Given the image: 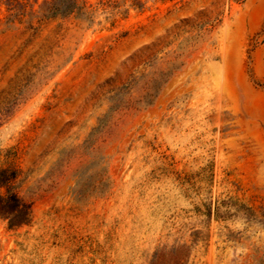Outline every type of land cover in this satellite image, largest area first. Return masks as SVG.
<instances>
[{
	"label": "rangeland",
	"instance_id": "rangeland-1",
	"mask_svg": "<svg viewBox=\"0 0 264 264\" xmlns=\"http://www.w3.org/2000/svg\"><path fill=\"white\" fill-rule=\"evenodd\" d=\"M80 2L0 5V264H264V0Z\"/></svg>",
	"mask_w": 264,
	"mask_h": 264
},
{
	"label": "trees",
	"instance_id": "trees-1",
	"mask_svg": "<svg viewBox=\"0 0 264 264\" xmlns=\"http://www.w3.org/2000/svg\"><path fill=\"white\" fill-rule=\"evenodd\" d=\"M35 4L38 0H0V5L5 4L11 16L22 15L29 2ZM40 12L46 19L60 18L62 20L71 17H87L88 7L80 0H43ZM16 172L9 169H0V218L8 220L10 227H19L28 223V207L13 186Z\"/></svg>",
	"mask_w": 264,
	"mask_h": 264
}]
</instances>
